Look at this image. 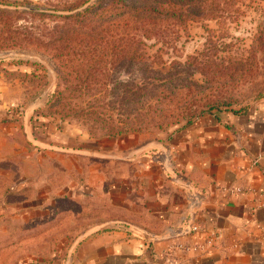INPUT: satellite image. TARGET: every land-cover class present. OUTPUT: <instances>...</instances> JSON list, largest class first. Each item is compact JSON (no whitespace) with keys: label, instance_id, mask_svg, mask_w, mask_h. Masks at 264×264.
<instances>
[{"label":"rangeland","instance_id":"1","mask_svg":"<svg viewBox=\"0 0 264 264\" xmlns=\"http://www.w3.org/2000/svg\"><path fill=\"white\" fill-rule=\"evenodd\" d=\"M103 1L0 0V112H5V155L10 156L5 163L14 164L12 181L0 186V264H70L78 241L97 223L127 216L130 200L145 193V170L94 156L99 150L128 156L150 147L160 160L165 157L162 146H179L183 130L202 116L258 112L264 122L260 56L247 77L218 79L217 84L229 85L223 91L205 90L206 78L196 71L190 81L197 89L186 87L176 95L166 91L164 101L180 99L184 105L180 109L173 103V117L154 125L146 107L156 101L154 92L134 96V85H148L147 80L136 77L135 66L123 71L116 59L121 51L115 45L123 43L118 33L111 35L110 45L89 47L82 36L88 40L87 34L96 32L98 17L90 27L75 25L81 16L64 18L96 9ZM248 1L237 17L175 21L166 24L171 30L166 36H139L144 57L160 69L214 43L221 54L241 51L264 22V0ZM142 154L138 165L143 168ZM154 164L150 170L156 173L161 165Z\"/></svg>","mask_w":264,"mask_h":264},{"label":"crops","instance_id":"2","mask_svg":"<svg viewBox=\"0 0 264 264\" xmlns=\"http://www.w3.org/2000/svg\"><path fill=\"white\" fill-rule=\"evenodd\" d=\"M218 115L202 116L184 129L179 146H162L164 159H155L147 150L150 147L128 156L116 151L104 154L99 149L93 154L144 169L145 193L130 200L127 216L110 222L103 219L80 239L70 264H264V122H259L258 112ZM139 153H143V168L138 165ZM7 155L2 109L1 188L12 181L14 164L6 165ZM155 162L161 169L153 173L150 168ZM191 186L199 188L203 197L196 215L199 226L185 237L204 246L168 257L165 250L184 238L178 232L188 213L186 195ZM236 187L241 192L229 190ZM135 203L140 209L133 208ZM143 230L159 237L151 241L140 234ZM215 230L219 237L209 246L204 240Z\"/></svg>","mask_w":264,"mask_h":264},{"label":"trees","instance_id":"3","mask_svg":"<svg viewBox=\"0 0 264 264\" xmlns=\"http://www.w3.org/2000/svg\"><path fill=\"white\" fill-rule=\"evenodd\" d=\"M139 1L141 2L137 5L126 3L118 5L115 0H104L96 9L87 8L83 14L67 15L64 18L71 19L74 16H81L79 20H76L75 25L90 27L94 19L98 17L96 32L94 34H87L90 36L88 40L82 36L83 39L81 41L87 42L86 44L89 47H92V45L100 46L101 43L110 45L109 38L113 33H118V39L119 41H123V43L115 45L117 52L121 51L116 59L122 63L123 71L135 66V70L139 71L136 77L147 80L146 84L148 85L141 83L134 85V96H141L144 90L154 92L151 94H153L152 97L156 101L154 103L146 102L147 111H150L149 118L154 125L161 121L160 119L165 121L173 117L174 114L169 109V106L173 103L175 108L180 109L184 105L183 102H179L180 99L177 101H164L163 96L167 94L166 91L176 95L182 93L181 90L186 87L197 89V85L193 81H190L196 71L206 78L204 80L207 83L205 90L221 89L223 91L229 89V85L217 84L220 83L217 81L218 79L223 80V82L227 81V79L239 81L247 77L250 71L259 65V61H261L260 56H264V22H262L254 34L251 44L239 52L221 54L219 53V48L214 43L205 48L204 51H201L199 55L190 56L184 62L172 60L168 68L157 69L154 67V64H151L152 61L144 57V52L138 42L140 40L139 36H166L167 32H171L170 27H166V24H173L175 21L183 22L201 19H215L218 21L233 16L237 17L242 14L240 5L244 4L245 0ZM254 1L256 0H249L248 4L252 5ZM172 31L174 33L177 32L176 29ZM131 40L134 42H131ZM221 46L225 48L226 43L222 42ZM94 60L98 64L100 56ZM183 80H187L189 83H181ZM86 88H90V86L84 85L83 89ZM129 91L131 89L126 92ZM59 95H61L60 92ZM136 113L139 116H143L142 108H138ZM144 119L146 118H142L141 121H144ZM161 124L162 122H159V125ZM173 125H176V123ZM123 131L119 130L116 133Z\"/></svg>","mask_w":264,"mask_h":264},{"label":"built area","instance_id":"4","mask_svg":"<svg viewBox=\"0 0 264 264\" xmlns=\"http://www.w3.org/2000/svg\"><path fill=\"white\" fill-rule=\"evenodd\" d=\"M229 190H233L235 192H241L240 187L231 188ZM203 194L199 188L196 186H191L187 190V210L188 213L183 217V220L180 225V230L178 234L180 236H184V238H180L174 241L164 252V254L168 257H173L176 251H180L183 254H186L190 251H195L204 246L203 242L193 241L185 237L190 234L192 231L198 228V222L196 219V215L198 212V208L201 205ZM141 235L149 237V239L155 240L159 237L157 233L152 231L143 230L140 231ZM219 237V231L215 230L210 233L207 238H205V243L209 246H214L215 242Z\"/></svg>","mask_w":264,"mask_h":264}]
</instances>
